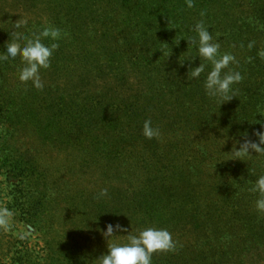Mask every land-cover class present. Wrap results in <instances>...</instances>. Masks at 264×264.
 <instances>
[{
	"label": "rangeland",
	"instance_id": "obj_1",
	"mask_svg": "<svg viewBox=\"0 0 264 264\" xmlns=\"http://www.w3.org/2000/svg\"><path fill=\"white\" fill-rule=\"evenodd\" d=\"M193 3L92 0L86 13L92 56L55 61L40 73L45 93L59 88L72 102L80 96L90 103L76 134L68 135L69 125L29 124L10 146L0 127V150L21 149L24 163L41 175L19 184L0 163V264H94L107 243H127L146 227L167 229L175 243L173 251L154 254L152 264H197L203 251L224 244L227 261L212 255L202 264H264V213L250 190L264 175V156L240 161L227 154L241 134L255 139L254 123L264 122V0ZM5 4L23 19L32 16L12 0ZM199 21L219 38L221 54L235 56L229 68L243 77L223 105L205 95L207 61L201 58L200 78L187 80L200 61L186 60L196 52L185 39ZM64 38L69 55H79L84 47ZM145 120L158 137L144 136ZM102 189L108 195L97 199ZM42 204L46 226L36 229L24 217ZM109 223L129 232L107 241L98 229Z\"/></svg>",
	"mask_w": 264,
	"mask_h": 264
},
{
	"label": "trees",
	"instance_id": "obj_2",
	"mask_svg": "<svg viewBox=\"0 0 264 264\" xmlns=\"http://www.w3.org/2000/svg\"><path fill=\"white\" fill-rule=\"evenodd\" d=\"M7 1L0 0V52H3L5 42L12 39L11 32L13 31L14 25L24 22L25 27L20 32L27 38H33L34 34L43 27L53 25L60 28L63 33H67L66 36L70 37V42L76 43L75 46L84 47L81 49L82 51L79 55L71 56L64 46L66 38H62L58 41L59 47L53 53L51 66L48 69H51L55 65V61H74V56L77 58L76 61H79L80 57L84 59L86 55H89V57L92 56V53L86 50L87 43L94 40V37L91 36L86 38V34L89 32L86 27V19H88L86 13H89L92 0H89L90 4L87 0H12L16 6L14 9H18L19 11L22 8L26 15L32 13L31 18L29 17L28 19H23L24 17L20 14H14L12 9L6 7L5 2ZM139 7L140 2L137 1L135 19L138 18ZM93 12L92 14H94ZM105 19L106 17H104L103 21ZM105 34L106 31L102 37L105 38ZM157 35L158 33H156ZM163 35H166V32ZM96 36L97 33H95ZM100 40H97L98 46L100 45ZM43 42L45 44L52 43L49 40H44ZM75 46L73 48L74 51L76 50ZM257 50L258 48L253 52L257 53ZM21 66L19 57L15 61L0 63V127L5 131L4 138L6 136L7 144L12 146L14 133L29 124L33 125V127L38 126L39 128L40 126L60 128L69 125L68 129L70 130H68V135L72 134L74 136L76 134V126L79 124L78 127H81V122L84 121L81 111L84 107L87 109L90 103L87 102V105L86 103H82L85 98L83 99L80 96H76L72 102L71 96L69 99L63 92L58 93L59 88L51 95L47 94V92L45 93V88L43 87L39 89L34 87L31 81L27 83L20 82L17 78V69ZM45 72H47L46 69L44 70ZM1 153L4 154V159L0 163L4 162L3 168L6 169L5 172L8 174L7 178H13L19 184H23L24 181L36 183L38 181L37 178H41L40 174L33 173L29 169V165L24 163L21 149L14 153L10 150L6 151L3 149L0 150ZM18 192L21 193L22 191ZM20 198H22L21 194H19L16 200ZM33 211L34 213L26 215L24 220L32 224L36 229L46 226L45 205L42 204ZM155 211L158 212L157 209ZM14 216L18 217L15 213ZM224 246L220 247L217 252L211 249L203 251V256L200 261H197V264L205 263L212 255L223 260L221 263L227 261L229 252L226 250L229 247L225 244Z\"/></svg>",
	"mask_w": 264,
	"mask_h": 264
},
{
	"label": "clouds",
	"instance_id": "obj_3",
	"mask_svg": "<svg viewBox=\"0 0 264 264\" xmlns=\"http://www.w3.org/2000/svg\"><path fill=\"white\" fill-rule=\"evenodd\" d=\"M186 6H194L193 0H185ZM203 15V14H202ZM25 27L24 22L16 23L11 32L12 39L6 41L3 52H0V63L5 61H15L20 58L21 67L17 69V78L22 83L32 82L36 88H42L41 70L51 66V58L55 50L59 47L58 41L64 38L67 33L53 25H48L34 34L33 38L25 37L20 30ZM192 31L194 36L185 39L188 48L196 52V56L186 59L194 60L199 58V65L190 67L187 72V80L200 78L205 73L206 64L201 62V58L211 65L210 71L204 79L205 95L212 100H218L221 105L235 98V85L239 84L243 77L239 71L230 69L231 64L238 63L235 56L230 53L221 54V43L219 38H213L209 27L203 21L197 22ZM49 40L52 43L45 44L43 41ZM179 44V43H178ZM249 47H252L250 44ZM188 50V49H187ZM264 55V53H260ZM184 63V62H183ZM183 63H180L183 65ZM228 69L227 71H225ZM260 123V130L241 134V140H236L230 154L233 159L245 161L252 157L264 156V122ZM143 134L146 138L152 139L160 135L158 128L152 126L151 120H145L143 124ZM257 194L255 208L258 213H264V175H260L253 182L250 189ZM108 195L107 189H102L97 194V199ZM102 236L108 241L116 237V233H128L129 228L120 223H109L103 229H98ZM175 249L171 233L167 229L157 227H146L136 234L127 236V243H107V251L93 260L94 264H152L153 255L156 253L169 252Z\"/></svg>",
	"mask_w": 264,
	"mask_h": 264
}]
</instances>
